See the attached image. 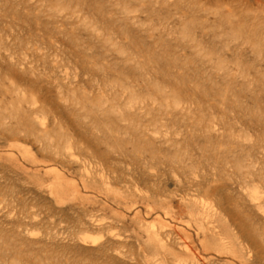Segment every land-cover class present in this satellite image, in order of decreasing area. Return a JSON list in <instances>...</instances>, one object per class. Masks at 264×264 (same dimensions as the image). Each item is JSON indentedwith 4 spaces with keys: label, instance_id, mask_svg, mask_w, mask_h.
Masks as SVG:
<instances>
[{
    "label": "rangeland",
    "instance_id": "rangeland-1",
    "mask_svg": "<svg viewBox=\"0 0 264 264\" xmlns=\"http://www.w3.org/2000/svg\"><path fill=\"white\" fill-rule=\"evenodd\" d=\"M0 264H264V0H0Z\"/></svg>",
    "mask_w": 264,
    "mask_h": 264
}]
</instances>
